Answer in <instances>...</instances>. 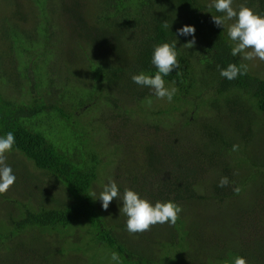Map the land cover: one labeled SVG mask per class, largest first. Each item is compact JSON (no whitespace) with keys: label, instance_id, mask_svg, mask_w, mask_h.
I'll list each match as a JSON object with an SVG mask.
<instances>
[{"label":"trees","instance_id":"trees-1","mask_svg":"<svg viewBox=\"0 0 264 264\" xmlns=\"http://www.w3.org/2000/svg\"><path fill=\"white\" fill-rule=\"evenodd\" d=\"M106 1L101 12L98 9L93 13L88 8L81 21H77V15L75 18L82 26L90 27L81 39L94 44L103 55L92 73L93 79L86 84L90 93L78 99L70 97L73 100L67 108L61 103L64 93L59 92L53 102H46L33 82H28L26 90L19 88L20 97H12L15 100L0 89V137L13 132L12 150L31 160L64 188L63 197L56 198L51 207H25L23 215L12 220L11 231L0 233V240L11 241L35 228L51 232L57 227L85 222L89 239L118 253L121 264H178L180 253L184 264H208L203 257L213 264H233L238 255L245 257L248 264H264V76L253 72L241 54L231 55L235 42L228 36L227 27L223 29L212 22L213 15L224 14L209 7L207 0ZM236 1L264 16V0ZM120 10L121 17L114 22ZM164 21L168 28L162 26ZM103 22L104 26H98ZM111 22L112 28L107 27ZM185 25L196 28L192 48L184 47L192 36L177 34ZM28 39L29 44L23 46L25 52H31L40 41L37 35ZM173 42L180 68L163 79L165 86L174 87L176 92L171 101L162 99V104L148 87L134 83L131 77L140 72L155 75V46ZM90 61L94 66V61ZM229 63L238 67L246 64V74L234 80L222 77L220 68ZM21 76L28 80L30 75L25 70ZM104 80L111 84H104ZM107 91L114 93L110 97ZM99 100L112 104L111 119L131 120L133 115H144L143 122L134 118L135 124L124 127L155 125L154 134L162 129L167 132L164 142L159 137L152 139L146 128L136 131L143 144L139 147L148 164H152L149 170L160 181L153 192L152 182L147 184V174L143 173V185L148 187L134 190L153 205L157 201H173L181 206L176 223L166 224L172 229L167 236L129 233L124 223L112 219L110 206L103 209L99 193H93L98 174L104 173L109 160H114L109 156L113 152L104 148L102 135L95 136L98 129L93 122L98 114L94 109ZM78 106L86 107L89 117L77 116ZM177 118L182 119L181 124ZM196 126L201 131L198 141L191 140L192 133L178 132L181 127L194 132ZM62 129L66 133L60 136L58 131ZM163 142L160 150L156 148ZM233 145H239V149L232 151ZM165 163L172 166L167 175L160 176ZM127 174L128 179L137 182L130 169ZM225 176L229 184L219 187L221 177ZM121 185L118 188L123 196L126 187ZM234 187L240 188L238 194ZM0 196L6 202V195ZM11 213L14 214L12 210ZM138 235L142 241L146 239L145 245L138 243ZM151 238L155 240L150 242ZM162 246L165 254L159 255Z\"/></svg>","mask_w":264,"mask_h":264},{"label":"rangeland","instance_id":"rangeland-1","mask_svg":"<svg viewBox=\"0 0 264 264\" xmlns=\"http://www.w3.org/2000/svg\"><path fill=\"white\" fill-rule=\"evenodd\" d=\"M207 1L212 3V0ZM106 3V0H0V89L2 93L15 100L12 97H20L19 88L26 90L29 88V83L33 82L34 86L42 91L46 102H53L59 92L64 93L65 96L61 103L67 105V108L71 107L70 101L73 100L70 97L78 99L81 95L90 93L86 84L93 79L92 73L94 69L97 70L95 67L103 55L100 51L98 52L94 44L89 45L84 39H81L90 27L86 28L77 21H81V17H84L88 8L93 13L98 9L101 12L103 8H106L103 6ZM240 4L242 3L233 0L232 7L238 11ZM121 10L114 17V22L121 17ZM76 15L78 16L77 21ZM232 22L234 21H227L225 26L227 27V24ZM104 25L105 22L98 26ZM113 25L114 23L111 22L107 27L112 28ZM34 35H37L40 41L34 44L31 52H25L23 46H27L28 38L34 37ZM90 59L94 61V66H91ZM245 61L253 72L264 76V61L258 58ZM25 70L30 75L28 80L21 76ZM103 83L111 84L106 80ZM113 93L114 91H107L106 95L111 97ZM119 93L115 92V95H119ZM21 96L27 97L26 94ZM155 100L164 103L162 99L155 98ZM97 102L98 108L94 111L98 116L93 122V127L98 129V133H95V136L99 138L98 134L102 135L104 148L113 152L109 153V156L114 160H109L104 173L98 174L97 182L92 185L93 193H100L110 180H114L116 183L118 181V185L124 182L121 186L131 190L148 187L143 185V173L147 174L146 183L152 182L151 189L156 192L158 187L154 185L159 183L160 179L149 170L152 164H148L146 155L139 147H143V144L139 142L142 139L136 131L146 128L152 139L159 137L164 142L168 138L164 137L167 132L162 129L154 134L155 125L147 128L143 124H139V129L133 124L124 127L128 123L135 124V119L143 122L141 118H145L144 115H133L131 117L135 119L131 120H123L122 117L111 119L112 104L100 100ZM75 113L82 119L89 117L86 107L78 106ZM99 115L101 116L99 117ZM177 120L180 124L182 123L181 118H177ZM174 125L176 128L179 126L176 122ZM86 127L87 131L91 132L90 128ZM178 132H182L183 135L192 133L191 140L193 142L198 141L201 135L197 126L194 132L183 127L178 128ZM65 133V129L58 131L60 136ZM129 134L131 135L129 136ZM259 137L263 140V135L260 133ZM164 142L159 143L156 148L160 150ZM258 142L257 140L256 143ZM5 156V163L12 168L16 180L7 191L9 193H4L6 202H3L0 196V233L11 231L12 220L20 218L25 207L36 210L41 206L51 207L52 204H56V198L64 195V188L61 184L35 167L31 160L18 151L11 150ZM163 166L165 171H160V176L168 174L167 170L171 168L172 163H165ZM99 167L102 169V165ZM128 169L131 174L137 176V182L131 177L128 179ZM119 193L122 197V193ZM109 206L113 211L112 219L124 223L127 230V217L120 213L122 200L113 199ZM11 210L14 214L11 213ZM211 211H209L210 217L212 216ZM166 224L153 225L149 231L143 233L148 235L161 233L167 236L172 229H169ZM87 226V223L84 222L80 225H69L66 228L57 227L51 232L47 229L41 232L42 230L35 228L33 232H28L27 235L24 232L11 241L0 240L2 243L0 264H117L112 260L113 252L102 243L89 239L90 235L87 236L85 232ZM138 237L140 238V235ZM248 238H250V234ZM145 240L143 238V241L141 239L142 242L139 240L138 243L145 245L143 244L146 242ZM154 240L151 238L150 242ZM159 251V255L165 254V247L162 246ZM179 258L178 264H184L181 253ZM192 258L195 259L194 256ZM203 261L213 264L209 258L203 257ZM119 264H121L120 261Z\"/></svg>","mask_w":264,"mask_h":264},{"label":"clouds","instance_id":"clouds-1","mask_svg":"<svg viewBox=\"0 0 264 264\" xmlns=\"http://www.w3.org/2000/svg\"><path fill=\"white\" fill-rule=\"evenodd\" d=\"M232 3L233 0H212L209 7H214L217 12L224 14L222 16L213 15L212 22L217 27L224 29L227 21H234L227 24L228 36L235 42V46L231 49L232 56L241 54L243 60L258 58L264 61V16L254 12L245 4H240L237 11L232 7ZM162 26L168 28L167 21H164ZM195 32L196 28L190 25H185L177 30L178 35L192 36V40L184 47L192 48L195 45ZM152 64L158 69L155 75L140 72L132 75V81L140 86L148 87L156 98H167L168 101H171L176 89L166 87L163 77L180 68L176 43H163L155 46ZM247 67L246 64H241L238 67L236 63H229L226 68H220V75L228 80H234L238 75L246 74ZM147 103L151 105L152 100L148 98ZM14 144L15 135L13 132H8L5 136L0 137V194L6 193L16 180L12 168L5 163V154L13 149ZM238 149L239 145H233L232 151ZM228 184L229 179L225 176L221 177L218 186L225 187ZM233 191L238 194L240 188L234 187ZM118 198L122 200L120 213L127 217L126 227L129 233H143L149 231L156 224L170 223L174 225L179 213L182 212L181 206L173 201H157L153 205L147 199L141 198L137 192L128 188L120 197L118 185L114 180H110L104 186L98 199L102 201V207L106 211L113 199ZM112 260L119 264V254L113 252ZM233 264H248V262L245 257L238 255Z\"/></svg>","mask_w":264,"mask_h":264}]
</instances>
